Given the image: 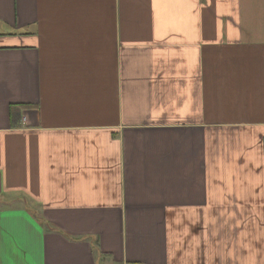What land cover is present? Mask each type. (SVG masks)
Segmentation results:
<instances>
[{"label":"crops","instance_id":"obj_1","mask_svg":"<svg viewBox=\"0 0 264 264\" xmlns=\"http://www.w3.org/2000/svg\"><path fill=\"white\" fill-rule=\"evenodd\" d=\"M129 263L264 264V0H0V264Z\"/></svg>","mask_w":264,"mask_h":264},{"label":"trees","instance_id":"obj_2","mask_svg":"<svg viewBox=\"0 0 264 264\" xmlns=\"http://www.w3.org/2000/svg\"><path fill=\"white\" fill-rule=\"evenodd\" d=\"M17 108L14 106V107H11L10 108V119H11V121H13L14 122V111L16 110ZM129 264H138V263H129Z\"/></svg>","mask_w":264,"mask_h":264}]
</instances>
